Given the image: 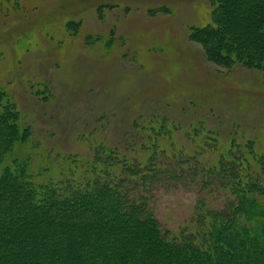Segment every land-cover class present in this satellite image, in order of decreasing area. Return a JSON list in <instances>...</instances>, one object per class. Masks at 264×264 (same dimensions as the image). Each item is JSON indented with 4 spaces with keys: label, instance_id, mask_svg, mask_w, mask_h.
I'll return each mask as SVG.
<instances>
[{
    "label": "rangeland",
    "instance_id": "obj_1",
    "mask_svg": "<svg viewBox=\"0 0 264 264\" xmlns=\"http://www.w3.org/2000/svg\"><path fill=\"white\" fill-rule=\"evenodd\" d=\"M214 2L1 0L0 119L13 114L26 136L10 156L23 162L15 177L59 194L106 183L125 197L149 185L123 177L120 165L154 158L153 207L172 233L194 216L200 175L220 189L209 205L224 203L232 191L214 176L221 157L237 146L238 164L251 151L264 156V71L220 66L191 40L193 28L212 21ZM159 119L165 124L151 130ZM197 125L227 145L196 139ZM200 151L209 156L196 159L201 172L191 161ZM165 167L172 175L161 191Z\"/></svg>",
    "mask_w": 264,
    "mask_h": 264
},
{
    "label": "trees",
    "instance_id": "obj_2",
    "mask_svg": "<svg viewBox=\"0 0 264 264\" xmlns=\"http://www.w3.org/2000/svg\"><path fill=\"white\" fill-rule=\"evenodd\" d=\"M192 30L191 40L203 45L216 64L264 71V0H215L212 21ZM5 114L0 119V264H264V184L255 183L264 175V152L255 158L251 151V161L243 165L238 164V146L229 150L225 163L221 157L220 172L214 176L232 195H225L217 206L209 205L215 201L208 197L220 189L200 175L194 216L172 233L160 227L153 207L155 189L150 182L158 169H152L154 158L138 168L120 165L123 177L133 182L130 176H139L149 193L135 188L123 197L124 189L118 192L100 182L82 193L59 194L51 186L37 190L27 175L22 181L12 172H24L20 157L10 156L26 136L13 114ZM158 123L165 121H152L150 129ZM195 128L196 139L227 145L221 135ZM233 142L230 148L236 146ZM193 156L201 172L196 159L207 161L209 156L203 151ZM162 172L168 175L160 176V190L166 191L172 173L166 167ZM21 214L23 222L18 223L14 218Z\"/></svg>",
    "mask_w": 264,
    "mask_h": 264
}]
</instances>
